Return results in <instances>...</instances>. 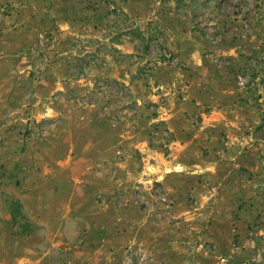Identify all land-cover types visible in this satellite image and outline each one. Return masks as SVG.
<instances>
[{
    "label": "crops",
    "instance_id": "0c3cea01",
    "mask_svg": "<svg viewBox=\"0 0 264 264\" xmlns=\"http://www.w3.org/2000/svg\"><path fill=\"white\" fill-rule=\"evenodd\" d=\"M227 1L218 61L194 59L164 112L165 150L91 108L26 138L24 109L48 116L24 104L17 48L0 47L2 264H117L125 247L159 264H264V0Z\"/></svg>",
    "mask_w": 264,
    "mask_h": 264
},
{
    "label": "rangeland",
    "instance_id": "374dc122",
    "mask_svg": "<svg viewBox=\"0 0 264 264\" xmlns=\"http://www.w3.org/2000/svg\"><path fill=\"white\" fill-rule=\"evenodd\" d=\"M226 2L0 0V47L9 48L0 50L2 57L15 55L17 48L24 104L29 97L48 116L36 121L25 108L21 134L39 138L48 125L62 123L63 112L91 108L167 149L164 112L170 99L182 94L179 82L192 71L194 59L202 55L217 60L213 48L227 39L212 28L218 17L222 24L221 17L230 10ZM230 24L226 21L223 30ZM197 44L204 45L203 52L194 51ZM218 58L225 65L227 57ZM49 109L58 113L51 115ZM2 233L0 240L7 238V232ZM128 249L123 248L121 256ZM136 253L130 264H159Z\"/></svg>",
    "mask_w": 264,
    "mask_h": 264
},
{
    "label": "built area",
    "instance_id": "2783aa9c",
    "mask_svg": "<svg viewBox=\"0 0 264 264\" xmlns=\"http://www.w3.org/2000/svg\"><path fill=\"white\" fill-rule=\"evenodd\" d=\"M240 83L242 84L243 82L240 81ZM263 131H264V126H263ZM155 195H156L155 196L156 203L162 206L161 210H158L159 212H156V214L158 216L162 215V216L169 217L171 215L172 208H173L172 200H170V198H168L164 194V192H161L157 189H155ZM136 257H138V253L132 251L131 249L125 250L121 257V263L130 264L132 262V259Z\"/></svg>",
    "mask_w": 264,
    "mask_h": 264
},
{
    "label": "trees",
    "instance_id": "16d2710c",
    "mask_svg": "<svg viewBox=\"0 0 264 264\" xmlns=\"http://www.w3.org/2000/svg\"><path fill=\"white\" fill-rule=\"evenodd\" d=\"M10 207H11V213H13V214L19 210V205L16 202H14Z\"/></svg>",
    "mask_w": 264,
    "mask_h": 264
}]
</instances>
